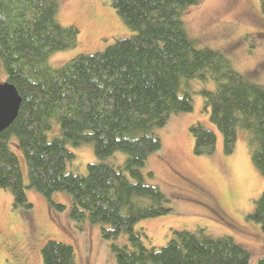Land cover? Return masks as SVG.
<instances>
[{
  "label": "trees",
  "instance_id": "trees-1",
  "mask_svg": "<svg viewBox=\"0 0 264 264\" xmlns=\"http://www.w3.org/2000/svg\"><path fill=\"white\" fill-rule=\"evenodd\" d=\"M109 1L131 34L53 68L50 55L74 48L79 35L75 26L57 21L59 0H0V65L21 98L15 119L0 132V188L10 192L13 206L24 208L31 206L26 187L57 210L65 206L51 194L67 193L72 219L107 225L100 229L106 240L126 234L127 243L111 244L115 264H249L248 251L229 236L171 230L165 245L146 247L145 233L134 225L170 211L166 196L144 181L140 167L160 148L153 129L164 126L172 113L192 110L190 95H180L182 82L203 78L206 71L216 87L198 93L221 134L223 152L230 154L238 131H245L251 162L264 180V84L250 82L222 53L197 47L188 37L182 14L199 0ZM258 3L264 15V0ZM53 120L61 135L50 140L46 132ZM189 129L194 154H211L216 133L200 122ZM13 136L25 161L27 186L10 149ZM67 141L93 145L98 161L86 165L85 175L66 171L74 158ZM115 152L125 155L119 168L104 162ZM247 217L259 224L264 238V188ZM40 254L42 264L75 262L72 247L55 240H47ZM257 264H264V256Z\"/></svg>",
  "mask_w": 264,
  "mask_h": 264
},
{
  "label": "rangeland",
  "instance_id": "rangeland-1",
  "mask_svg": "<svg viewBox=\"0 0 264 264\" xmlns=\"http://www.w3.org/2000/svg\"><path fill=\"white\" fill-rule=\"evenodd\" d=\"M56 18L62 26H75L79 35L74 48L50 55L48 63L53 68L63 66L79 54L103 51L115 39L131 34L109 0H59ZM182 21L197 47L222 53L250 82L264 84V15L258 0H199L182 14ZM4 81L0 65V82ZM215 87L208 71L203 78L184 80L180 95H190L192 110L172 113L164 126L153 129L161 145L148 154L140 172L146 183L163 192L170 211L142 219L134 229L143 230L146 247L156 248L167 243L171 230L203 229L212 238L229 236L248 251L249 264H257L264 256V238L259 224L247 216L264 188V180L251 162L245 131H238L230 154L223 152L221 134L210 123L198 93ZM195 122L216 133L211 154H194L189 126ZM60 135L59 123L53 120L46 136L51 140ZM16 142L13 136L9 145L18 158L27 186L26 165ZM66 148L74 154L66 162L67 172L85 175L86 165L98 161L91 143L74 145L67 141ZM124 159L122 152H115L104 162L119 168ZM25 193L31 206L15 207L10 192L0 188V264H42L40 250L47 240L70 245L74 264H115L111 244L127 243L125 233L115 240H106L100 229L107 225L72 219L68 214L71 200L63 191L51 194L55 203L65 206L62 210L50 208L47 198L34 188L26 187Z\"/></svg>",
  "mask_w": 264,
  "mask_h": 264
},
{
  "label": "water",
  "instance_id": "water-1",
  "mask_svg": "<svg viewBox=\"0 0 264 264\" xmlns=\"http://www.w3.org/2000/svg\"><path fill=\"white\" fill-rule=\"evenodd\" d=\"M21 98L7 81L0 82V132L15 119Z\"/></svg>",
  "mask_w": 264,
  "mask_h": 264
}]
</instances>
